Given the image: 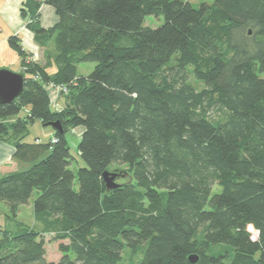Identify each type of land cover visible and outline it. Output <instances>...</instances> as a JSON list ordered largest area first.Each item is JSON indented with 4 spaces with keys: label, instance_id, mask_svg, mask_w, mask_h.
Masks as SVG:
<instances>
[{
    "label": "trees",
    "instance_id": "16d2710c",
    "mask_svg": "<svg viewBox=\"0 0 264 264\" xmlns=\"http://www.w3.org/2000/svg\"><path fill=\"white\" fill-rule=\"evenodd\" d=\"M46 2L53 26L40 0L22 15L52 61L9 37L26 81L0 104V140L28 167L0 176V205L14 217L38 189L35 218L62 255L49 261L42 232L18 222L0 229V264H117L125 246L139 264H264V0ZM81 62L95 66L79 75ZM54 87L67 88L61 109ZM36 120L61 122L56 142L24 141ZM78 126L76 190L66 134ZM111 164L128 175L115 188Z\"/></svg>",
    "mask_w": 264,
    "mask_h": 264
},
{
    "label": "crops",
    "instance_id": "0c3cea01",
    "mask_svg": "<svg viewBox=\"0 0 264 264\" xmlns=\"http://www.w3.org/2000/svg\"><path fill=\"white\" fill-rule=\"evenodd\" d=\"M40 1L39 21L42 27L49 28L58 21V15L55 8L48 4L46 0ZM24 2L25 0H0V67H6L14 71H21L22 64L21 56L9 43L11 35H18L21 38L24 49L33 59L46 63L48 59L52 61L54 56L52 44H50L48 51L47 47L45 48L38 43L33 30L27 26L29 18H25L22 15ZM56 69L55 64L49 67L52 72L56 71ZM50 92L52 107L54 109L63 108L65 97L59 93L58 88H51ZM42 129V134L49 141L55 137V128L45 127ZM38 139V142L44 143L41 138ZM15 150V147L10 142L0 140V176L28 167L27 163L14 157Z\"/></svg>",
    "mask_w": 264,
    "mask_h": 264
},
{
    "label": "rangeland",
    "instance_id": "374dc122",
    "mask_svg": "<svg viewBox=\"0 0 264 264\" xmlns=\"http://www.w3.org/2000/svg\"><path fill=\"white\" fill-rule=\"evenodd\" d=\"M190 1L195 6H199L202 3H212L213 0H185ZM164 21V17L160 16H154V15H147L145 17L144 24L146 26L150 27H158L161 25ZM95 66V63L93 62H81L78 65V72L79 75H86L88 74ZM65 97V96H64ZM22 115H25L24 112H22ZM50 127L54 128L53 126H44L39 120H36L35 123L30 124L28 127V134L26 135L24 141L27 142H37L41 138V140L46 143L49 142L48 138H45L42 134V128ZM83 126H78L73 129H70L67 134V140L69 142L70 146V152H71V163H70V169H72L75 173V179H74V188L76 190L79 189V182L77 177V171L80 167L87 166V163L84 161V159L81 158L79 153V143L82 138V131ZM121 169H126L125 165H120ZM116 169V166L114 164H111L109 167L110 171L118 172ZM125 178L117 177V181H124L128 177V175H125ZM39 191L38 189H35L33 191V194L31 198L29 199L28 203L24 204L20 210L18 211L16 216H12L8 205L4 202L0 205V229L4 228H16L18 222L25 223L26 225L33 226L40 232H42L41 236L45 240V247L47 250V259L49 261H55L57 262L59 258L61 257L62 253L59 250V242L60 240H57L55 238V233L53 232H45L43 231L42 223L38 221L35 218L34 209H33V202L34 199L37 197ZM251 230H253V237H257V231H254L252 227H250ZM64 242H68V240H64ZM72 258H75L74 253H70ZM141 256H132L129 252V249L127 246L123 248V258L120 260L117 264H139ZM225 264H229V260L225 259Z\"/></svg>",
    "mask_w": 264,
    "mask_h": 264
},
{
    "label": "water",
    "instance_id": "95a60500",
    "mask_svg": "<svg viewBox=\"0 0 264 264\" xmlns=\"http://www.w3.org/2000/svg\"><path fill=\"white\" fill-rule=\"evenodd\" d=\"M26 76L23 72L14 71L6 67H0V104L14 102L23 92L25 88ZM56 130L62 131L60 121L51 123ZM117 172L105 170L103 177L108 188H115L120 185L116 178ZM197 254H191L189 260L193 263L198 261Z\"/></svg>",
    "mask_w": 264,
    "mask_h": 264
},
{
    "label": "built area",
    "instance_id": "2783aa9c",
    "mask_svg": "<svg viewBox=\"0 0 264 264\" xmlns=\"http://www.w3.org/2000/svg\"><path fill=\"white\" fill-rule=\"evenodd\" d=\"M55 88H58L60 94H61L62 91H65V92L67 91V88H66V87H64V88H63V87H55ZM38 141H39V140H38ZM38 141H37V142H38ZM51 141H52V142H56V141H57V138H56V137H53V138L51 139Z\"/></svg>",
    "mask_w": 264,
    "mask_h": 264
}]
</instances>
